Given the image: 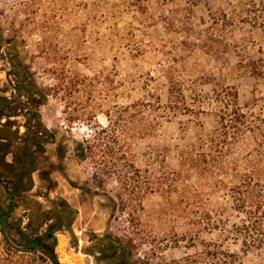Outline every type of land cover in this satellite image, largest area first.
Masks as SVG:
<instances>
[{"label":"rangeland","instance_id":"obj_1","mask_svg":"<svg viewBox=\"0 0 264 264\" xmlns=\"http://www.w3.org/2000/svg\"><path fill=\"white\" fill-rule=\"evenodd\" d=\"M252 2L0 0V207L8 211L9 197L16 205L8 225L30 238L60 227L52 231L60 264H213L217 244L241 264H264V249H240L234 226L243 215L231 192L180 163L181 150L199 151L217 128L220 85L234 86L243 112L264 119V79L236 67L238 51L264 53V34L248 19ZM169 73L189 110L168 107ZM33 82L48 95L38 107ZM157 98L161 109L145 110L147 122L127 141L155 191L122 210L115 178L101 190L79 143L107 126L115 106ZM254 150L264 160V139L232 145L220 179L234 184ZM29 247L0 224V264H52Z\"/></svg>","mask_w":264,"mask_h":264},{"label":"trees","instance_id":"obj_2","mask_svg":"<svg viewBox=\"0 0 264 264\" xmlns=\"http://www.w3.org/2000/svg\"><path fill=\"white\" fill-rule=\"evenodd\" d=\"M247 12L252 28L259 29L264 34V0H259L258 3L252 2ZM201 39L203 43H211L213 40L206 35ZM216 40L217 44L223 45L219 39ZM185 44L181 42V46ZM224 47L226 49L227 44H224ZM259 50L261 55L256 59L249 57L242 50L238 51L240 61L236 67L255 79H264V53L262 48ZM166 77L169 82L168 107L176 112L189 110L184 107L185 96L181 82L170 73ZM33 90L38 95V99L33 98V104L38 107L46 101L48 95L34 82ZM216 99L221 103L217 128L203 140L199 151L194 148L181 150L180 163L188 170L199 172L202 178L209 174L215 175L213 177L217 188H226L225 190L231 192L233 209L243 215L240 224L234 226V232L241 236V251L246 253L251 249H264V160L258 156V150L247 153L245 169L234 184L227 185L220 179L221 174L227 173L224 157L232 145L248 136L255 143L264 139V119L243 112L238 104V93L234 86L220 85L219 90L216 91ZM160 109L158 98L151 107L142 101L115 106L112 112L105 113L107 126L98 125L91 139L79 143L80 157L89 164L91 176L101 190L107 178H115L119 187L116 199L122 210L129 207L134 212L141 206L146 195L155 191L147 171L135 166L127 141L138 136L140 131L137 129L143 128L147 122L148 116L145 110L156 114ZM203 146L207 149L204 150ZM8 199V211L5 212L0 207V224L6 223L8 228L14 230L16 236L30 246L29 250L42 249L46 251L52 264H60L54 251L56 239L52 233L55 228L59 230L60 227L49 225L47 232L42 236L33 238L26 236L20 229L8 225V213L16 206L11 201V197ZM198 223L200 222L196 221L193 225ZM124 250L128 258H132L131 252L126 248ZM208 252L213 264H241L239 255L223 248L220 244L214 245L212 251Z\"/></svg>","mask_w":264,"mask_h":264}]
</instances>
